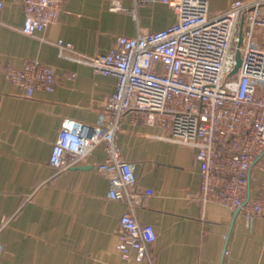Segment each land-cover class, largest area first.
<instances>
[{"label": "crops", "instance_id": "obj_1", "mask_svg": "<svg viewBox=\"0 0 264 264\" xmlns=\"http://www.w3.org/2000/svg\"><path fill=\"white\" fill-rule=\"evenodd\" d=\"M210 14L232 0H207ZM0 16V264H264V216H245L196 198L199 164L192 148L171 139L158 122L124 115L117 143L135 165L134 206L156 237L151 260L119 257L116 228L124 201L107 197L108 181L96 170L104 159L95 147L74 167L57 172L51 147L65 118L93 123L115 90V77L61 56L54 42H72L85 55L105 53L118 35L171 24L165 3L133 0H64L59 19L40 35L21 32L22 0H2ZM36 58L54 69V87L24 96L3 77L8 65ZM262 172L253 169L254 192Z\"/></svg>", "mask_w": 264, "mask_h": 264}, {"label": "built area", "instance_id": "obj_2", "mask_svg": "<svg viewBox=\"0 0 264 264\" xmlns=\"http://www.w3.org/2000/svg\"><path fill=\"white\" fill-rule=\"evenodd\" d=\"M64 0H22L21 32L40 35L59 19ZM168 4L175 19L158 30L118 35L105 53L85 55L72 42L54 44L61 56L115 77V90L93 123L65 118L52 144L49 163L57 172L74 167L95 147L104 159L96 170L108 181L107 197L124 201L115 249L123 260L150 261L156 231L140 223L134 206L135 165L121 155L117 136L123 117L158 122L172 140L192 148L199 164L196 198L248 217L264 216V0H232L210 14L207 0H133ZM3 2L0 0V16ZM236 68V70H235ZM54 69L27 58L8 65L3 77L24 96L54 87ZM262 172L251 190L253 169ZM4 246L0 242V258Z\"/></svg>", "mask_w": 264, "mask_h": 264}, {"label": "water", "instance_id": "obj_3", "mask_svg": "<svg viewBox=\"0 0 264 264\" xmlns=\"http://www.w3.org/2000/svg\"><path fill=\"white\" fill-rule=\"evenodd\" d=\"M235 70H236V68H235Z\"/></svg>", "mask_w": 264, "mask_h": 264}]
</instances>
